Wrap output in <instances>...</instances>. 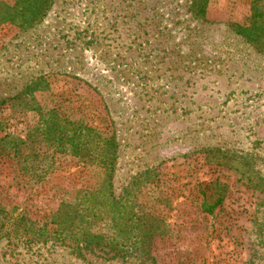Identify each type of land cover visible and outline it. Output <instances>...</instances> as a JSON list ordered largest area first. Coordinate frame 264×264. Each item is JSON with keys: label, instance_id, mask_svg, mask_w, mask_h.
<instances>
[{"label": "rangeland", "instance_id": "374dc122", "mask_svg": "<svg viewBox=\"0 0 264 264\" xmlns=\"http://www.w3.org/2000/svg\"><path fill=\"white\" fill-rule=\"evenodd\" d=\"M249 3L209 0L202 19L191 0H53L24 30L0 25V98L48 76L61 99L85 106L77 115L115 130L116 195L160 172L173 229L155 241L151 258L38 239L14 222L25 195L9 186L12 167L0 161V264H264V55L228 25L248 18ZM70 75L90 85L78 88L79 98ZM207 147L224 151L225 165L206 163ZM61 160L63 171L78 172L71 158ZM214 177L226 184L232 219L206 237L211 216L198 214L194 198ZM51 181L68 185L56 173ZM151 187L142 188L148 203Z\"/></svg>", "mask_w": 264, "mask_h": 264}, {"label": "trees", "instance_id": "16d2710c", "mask_svg": "<svg viewBox=\"0 0 264 264\" xmlns=\"http://www.w3.org/2000/svg\"><path fill=\"white\" fill-rule=\"evenodd\" d=\"M52 3L53 0H0V25L24 30L42 20ZM208 3L209 0H191L190 5L196 16L205 19ZM249 4L248 18L228 25L264 55V0H250ZM70 78L73 81L69 91L81 97L78 88L90 85L73 75ZM58 87L48 76L39 75L18 92L0 98V161H9L12 177L8 184L19 187L26 202L14 222L22 220L23 228L38 239L73 243L79 253L97 249L110 254V258H151L155 241L173 233L168 215L171 198L165 181L160 172H155L116 195L115 130L93 125L77 115L85 106H75L77 100L61 99L63 91L59 92ZM201 151L209 164L221 166L229 159L220 148ZM63 157L72 159L79 168L77 173L62 170ZM55 173L68 179L66 187L51 181ZM147 184L152 186L151 203L142 198V188ZM225 187L218 177L198 184L194 209L203 219L211 216L203 228L206 237L221 222L232 219L224 213ZM28 201L35 203L40 214L34 219L25 211ZM37 223L42 226L34 229Z\"/></svg>", "mask_w": 264, "mask_h": 264}]
</instances>
